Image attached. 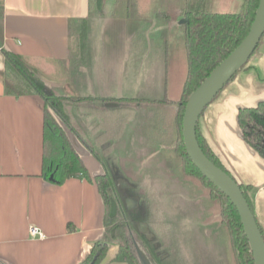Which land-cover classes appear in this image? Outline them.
Segmentation results:
<instances>
[{"label":"trees","instance_id":"16d2710c","mask_svg":"<svg viewBox=\"0 0 264 264\" xmlns=\"http://www.w3.org/2000/svg\"><path fill=\"white\" fill-rule=\"evenodd\" d=\"M107 1L89 0L88 15L69 24L70 38L76 42L68 59L74 85L70 93L65 86H47L30 58L3 48L0 0V79L8 95L33 94L42 99V176L48 180L52 176L50 181L56 184L70 178L93 181L105 207L104 234L77 264H105L113 243L116 252L112 261L139 264L133 239L152 264H191L176 230L172 207L184 211L186 219L203 230L222 229L233 252V264H254L236 208L187 155L181 119L189 94L246 35L259 0H242L237 12L211 11L208 0H158L155 25L139 26L132 36L120 89L100 96L91 86L103 49V40L95 36V18L103 16ZM123 3V17L140 18L137 0ZM181 19H185L179 27L187 69L179 99L172 101L166 94L138 96L142 70L150 56L159 53L153 32L170 29ZM171 105L175 106L171 122L157 125L158 111ZM237 122L245 143L264 160V100L239 108ZM196 138L204 154L231 176L207 144L198 123ZM76 140L101 164L102 174L89 176L75 149ZM119 184H124L123 189ZM238 184L253 213L252 187ZM125 198L136 199L129 212ZM195 199H201L203 206L192 219L189 202ZM112 200L117 206L113 217L109 215ZM140 222L147 225L148 234L137 228Z\"/></svg>","mask_w":264,"mask_h":264},{"label":"crops","instance_id":"0c3cea01","mask_svg":"<svg viewBox=\"0 0 264 264\" xmlns=\"http://www.w3.org/2000/svg\"><path fill=\"white\" fill-rule=\"evenodd\" d=\"M88 1L3 0V48L30 58L47 86H66L72 91L68 59L75 43L69 24L88 15ZM157 3L137 0L140 18H121L124 25L129 24L131 37L154 16ZM241 3L235 0L239 9ZM106 7L114 12L116 0H108ZM260 41L247 64L204 109L198 128L234 180L252 187L253 214L264 238V160L245 143L237 122L239 108L264 100V34ZM105 46L103 40L96 63L101 74L108 53ZM125 59H120L123 71ZM179 97L168 98L177 101ZM174 110V105L160 109L157 125L169 124ZM42 133V99L33 94L8 95L0 79V264H77L104 234L105 207L93 181L70 178L56 184L42 176ZM151 139L157 140L155 135ZM80 148L89 176L102 174L101 164ZM30 226L38 227L44 237H31ZM115 252L116 245H112L105 264H127L112 261Z\"/></svg>","mask_w":264,"mask_h":264},{"label":"rangeland","instance_id":"374dc122","mask_svg":"<svg viewBox=\"0 0 264 264\" xmlns=\"http://www.w3.org/2000/svg\"><path fill=\"white\" fill-rule=\"evenodd\" d=\"M122 1L124 2L120 0L117 4L114 12H108L105 4L103 16L95 18V36L105 41L108 52L103 57L105 65L104 70L102 68V74L96 73L91 81L93 91L101 95H104L106 90L120 89L121 77L124 73L120 59L126 56L132 38L128 32L129 24L124 25L121 21V18H125ZM208 9L214 12H237L239 8L235 6V0H208ZM153 25H155L154 16L144 24L148 28ZM152 37L160 45L161 50L159 54H152L144 66L137 95L162 97L165 92L168 97L177 99L186 74V58L179 20L170 29L154 31ZM71 40L76 45L75 40L73 38ZM109 57L113 61H108ZM109 62H112V65H109ZM0 64H3L1 54ZM69 92L73 93L71 90ZM74 144L78 153L81 152L80 143L76 140ZM123 185L119 184V188L123 189ZM202 191H204L203 187L200 192ZM189 204L192 211L191 218L194 219L195 212L197 214L196 209H202L203 202L201 199H195ZM171 211L174 215L176 230L182 238L191 264H233V252L222 229L207 228L204 231L196 223L186 219L181 209L172 207ZM204 242L206 244H203ZM112 245L115 244H111L110 247Z\"/></svg>","mask_w":264,"mask_h":264},{"label":"water","instance_id":"95a60500","mask_svg":"<svg viewBox=\"0 0 264 264\" xmlns=\"http://www.w3.org/2000/svg\"><path fill=\"white\" fill-rule=\"evenodd\" d=\"M185 19L179 20L183 23ZM264 34V0H259L250 27L240 43L222 60L189 94L184 105L181 128L185 151L199 172L217 187L237 210L244 235L246 236L254 264H264V238L249 204L242 194L238 182L216 166L202 151L196 138V125L204 109L224 88L231 78L248 62ZM52 176L49 177L51 180ZM124 187V185H123ZM129 212L135 205V198L123 200ZM117 213L116 203L111 201L110 216ZM130 218V217H128ZM133 224V222H131ZM137 228L148 234L147 225L138 223ZM133 246L139 264H152L145 251L133 239Z\"/></svg>","mask_w":264,"mask_h":264},{"label":"built area","instance_id":"2783aa9c","mask_svg":"<svg viewBox=\"0 0 264 264\" xmlns=\"http://www.w3.org/2000/svg\"><path fill=\"white\" fill-rule=\"evenodd\" d=\"M28 231L31 237H36V238L44 237V234L42 233V231L36 226H30Z\"/></svg>","mask_w":264,"mask_h":264}]
</instances>
